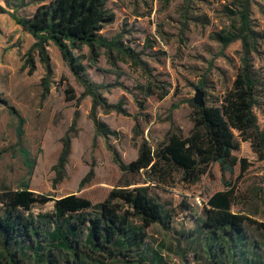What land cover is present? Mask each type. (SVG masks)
Returning a JSON list of instances; mask_svg holds the SVG:
<instances>
[{
    "label": "rangeland",
    "instance_id": "374dc122",
    "mask_svg": "<svg viewBox=\"0 0 264 264\" xmlns=\"http://www.w3.org/2000/svg\"><path fill=\"white\" fill-rule=\"evenodd\" d=\"M24 1L18 8L21 0H0V7L24 18L31 16L39 4L51 0ZM241 1H108L116 18L101 34L107 40L122 37L124 48L134 52L128 54L136 61L116 50L109 58L105 48L99 49L95 66L87 58L82 59L89 80L106 86L99 89L102 99L126 111L107 113L100 107L96 109V119L112 132L107 138L96 131L91 117L92 97L84 94V86L58 48L53 44L48 47L53 73L46 81L45 92L46 69L36 51L32 52L35 69L27 64L34 38L10 14H0V94L7 101V105L0 103V192L28 189L51 194L55 199L76 194L101 203L125 180L144 182V172L123 173L113 152L128 164L136 160L144 139L155 147L170 130L188 135L193 127L189 101L193 102L196 86L201 83L205 84V106L220 104L241 66L242 43L237 40L224 47L213 36L237 30L240 22L228 14L227 7L237 11ZM249 1L252 26L264 33V0ZM257 47L252 62L264 75V40ZM81 52L87 56L89 49L85 47ZM9 107L23 120L21 137L17 135V116L10 113ZM255 113L264 130V100ZM136 122L140 135L134 134ZM66 136L70 152L61 164ZM238 140L234 155L239 161H247L245 171H241L240 162L233 172L222 171L215 163L195 183L185 182L175 173L157 187L142 184L149 185L151 194L171 216L169 227L157 223L147 229L145 264H213L211 261L217 257H208L205 246L208 233L202 227L204 207L209 197L223 190L234 191L232 211L245 220V244L237 251L243 250L247 257L256 255L261 261L258 264H264V149L257 153L249 142ZM20 148L28 152L31 168ZM90 172V179L80 186ZM3 212L0 204V216ZM54 212L53 201L34 205L29 213L39 234L9 241V251L25 249L24 264H29L33 255L31 245L44 243V235L52 232ZM133 222L138 223L137 219ZM88 225L82 226L81 246ZM2 242L0 252L4 249ZM222 247L225 253L218 257L221 264H240L236 249L234 256L226 257L227 247L224 243ZM213 251L219 253L216 244ZM132 259L138 258H129L126 264H140Z\"/></svg>",
    "mask_w": 264,
    "mask_h": 264
},
{
    "label": "trees",
    "instance_id": "16d2710c",
    "mask_svg": "<svg viewBox=\"0 0 264 264\" xmlns=\"http://www.w3.org/2000/svg\"><path fill=\"white\" fill-rule=\"evenodd\" d=\"M108 1L51 0L39 4L31 16L24 18L16 17L14 12L0 7V14H10L34 38L27 64L32 70L35 69L32 52L36 51L46 69L45 92L48 90L46 83L53 73L48 47L53 44L58 48L63 60L84 86V94L92 97L91 117L96 131L105 138L112 132L107 125L96 119V109L100 107L107 113L116 109L119 113L126 111L121 105L108 104L102 99L99 89L106 86L89 80L82 59L87 58L95 66L100 48L106 49L109 58L116 50L126 57L136 59L134 55L128 54H134L133 51L124 48L122 37L107 40L101 34L116 18ZM23 4L25 1L21 0L18 8ZM238 8L233 11L227 7L228 14L236 16L240 22L237 30L213 36L224 47L237 40L242 43L241 66L232 87L226 91L220 104L198 107L190 100L193 127L189 134L184 136L170 130L165 140L155 147L144 139L135 161L124 164L118 153L113 152L114 160L123 173L144 172L146 177L144 182L137 180L132 183L130 180L125 185L112 189L104 202L93 204L76 194L55 199L51 194H37L28 189L0 192V204L4 207L3 215L0 216V243L3 241L4 248L0 252V264H24L25 249L11 252L7 245L17 236L27 239L37 236L39 232L34 228L32 214L29 212L34 205H44L51 201L54 202L55 226L52 232L44 235V243L31 245L33 255L29 264H126L133 257L138 259H132L131 262L145 264L143 252L146 250L147 229L157 223L169 227L171 216L151 194L149 185L142 184L151 183L157 187L175 173L180 174L183 181L195 183L215 163L220 165L222 171L233 172L240 162L241 171L246 170L247 161H239L234 155L239 148L238 138L249 142L257 153L260 148L264 149V130L259 126L255 113V109L264 100V75L256 71L251 57L258 51L259 41L264 40V33L256 31L252 26L249 0L241 1ZM85 47L89 49L87 56L81 52ZM196 88L206 94L205 84L201 83ZM74 98L71 97V100ZM0 103L7 105L1 94ZM9 110L17 116V135L21 137L23 120L12 107ZM134 134L140 135L137 122ZM63 145L61 164L70 152L68 136L63 138ZM20 152L31 168L28 152L23 148H20ZM91 176V172L88 173L80 186H84ZM133 184L139 185L132 186ZM233 203V190L218 191L205 203L202 227L208 233L205 244L208 257H217L211 263L221 264L218 257L224 252V243L227 247L226 257L234 256L236 249L240 254V264H258L261 261L256 255L247 257L243 250L237 251V248L245 244L246 238L242 233L245 220L233 213ZM134 219L138 223H134ZM85 224H89L88 234L81 246L80 237ZM215 244L219 253L213 251Z\"/></svg>",
    "mask_w": 264,
    "mask_h": 264
},
{
    "label": "water",
    "instance_id": "95a60500",
    "mask_svg": "<svg viewBox=\"0 0 264 264\" xmlns=\"http://www.w3.org/2000/svg\"><path fill=\"white\" fill-rule=\"evenodd\" d=\"M193 103L198 107H205L204 92L202 90H196V95L193 98Z\"/></svg>",
    "mask_w": 264,
    "mask_h": 264
},
{
    "label": "crops",
    "instance_id": "0c3cea01",
    "mask_svg": "<svg viewBox=\"0 0 264 264\" xmlns=\"http://www.w3.org/2000/svg\"><path fill=\"white\" fill-rule=\"evenodd\" d=\"M189 134V133H188ZM185 136H187V135H185ZM156 141H158V139H155ZM127 181H130V180H125V184L127 183ZM135 182H137V180H135V181H132V183H135ZM124 184V185H125ZM139 185V184H138ZM138 185H135V184H133L132 186H138ZM93 204H98V203H93Z\"/></svg>",
    "mask_w": 264,
    "mask_h": 264
}]
</instances>
